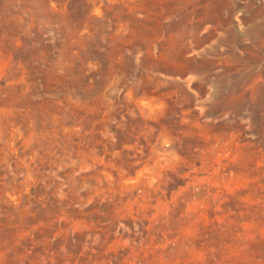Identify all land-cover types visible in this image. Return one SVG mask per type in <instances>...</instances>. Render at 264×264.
I'll return each instance as SVG.
<instances>
[{"label":"rangeland","instance_id":"obj_1","mask_svg":"<svg viewBox=\"0 0 264 264\" xmlns=\"http://www.w3.org/2000/svg\"><path fill=\"white\" fill-rule=\"evenodd\" d=\"M0 264H264V0H0Z\"/></svg>","mask_w":264,"mask_h":264}]
</instances>
